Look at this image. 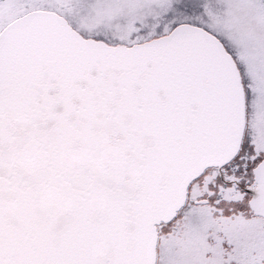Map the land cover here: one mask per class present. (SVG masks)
<instances>
[{"label": "snow or ice", "instance_id": "6c2138e0", "mask_svg": "<svg viewBox=\"0 0 264 264\" xmlns=\"http://www.w3.org/2000/svg\"><path fill=\"white\" fill-rule=\"evenodd\" d=\"M0 264H264V0H0Z\"/></svg>", "mask_w": 264, "mask_h": 264}]
</instances>
